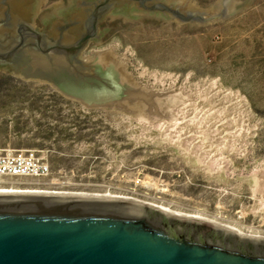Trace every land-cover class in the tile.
<instances>
[{"label":"rangeland","instance_id":"1","mask_svg":"<svg viewBox=\"0 0 264 264\" xmlns=\"http://www.w3.org/2000/svg\"><path fill=\"white\" fill-rule=\"evenodd\" d=\"M59 1L66 0H47L40 9ZM218 1L191 0L203 9ZM236 7L224 19L195 25L130 19L82 48V60L112 52L134 80L162 96L149 116L94 105L51 81L0 69V146L35 149L51 167L46 177L14 179V184L127 196L264 236V185L256 188L264 182V0H236ZM218 90L228 94L223 98ZM201 127L209 129L206 135L213 131L206 136ZM187 138L201 144L192 146L194 140ZM202 143L213 153L203 152Z\"/></svg>","mask_w":264,"mask_h":264},{"label":"water","instance_id":"2","mask_svg":"<svg viewBox=\"0 0 264 264\" xmlns=\"http://www.w3.org/2000/svg\"><path fill=\"white\" fill-rule=\"evenodd\" d=\"M46 1L24 0L23 14L15 0H0V69L146 116L162 96L134 80L112 52L82 60V48L130 19L195 25L237 9L236 0H219L210 9L191 0H66L40 9ZM73 16H81L76 39L55 23ZM52 24L51 35L39 31ZM0 264H264V240L128 199L0 194Z\"/></svg>","mask_w":264,"mask_h":264},{"label":"bare ground","instance_id":"3","mask_svg":"<svg viewBox=\"0 0 264 264\" xmlns=\"http://www.w3.org/2000/svg\"><path fill=\"white\" fill-rule=\"evenodd\" d=\"M123 60H124V58H123ZM121 62V61H120ZM143 73V72H142ZM215 81V80H214ZM213 81V82H214ZM210 82V81H209ZM212 82V81H211ZM213 84V83H212ZM214 84H215V82H214ZM207 85V84H206ZM211 86V85H210ZM219 86V85H218ZM217 85H215V87H218ZM209 89V88H208ZM211 89V88H210ZM214 89V88H213ZM212 89V90H213ZM217 89V88H216ZM220 89V88H219ZM226 90V89H225ZM206 91V90H205ZM209 91H211V90H207V92H209ZM222 91H224V90H222ZM227 92H229V90H226ZM202 92H203V90H202ZM207 92H205V94L207 95ZM214 92V91H213ZM217 92V91H216ZM225 92V91H224ZM224 92H220L219 90H218V94H220V95H223V94H226V93H224ZM231 92V91H230ZM175 93V92H174ZM216 93V94H217ZM235 93V92H234ZM213 94V93H212ZM212 94L210 95V96H212ZM217 94V95H218ZM228 94V93H227ZM226 94V95H227ZM232 94H233V92H232ZM237 94V93H236ZM206 95H204L203 97H205ZM230 95H231V93H230ZM167 96V95H166ZM173 96V95H172ZM176 96V95H175ZM187 96V95H186ZM202 96V95H201ZM209 96V95H208ZM235 96V94L233 95V97ZM214 97V96H213ZM217 97V96H216ZM220 97V96H219ZM218 97V98H219ZM225 97V95H223V98ZM228 97H231V96H228ZM186 98H188V97H186ZM206 98H207V96H206ZM236 98V97H235ZM210 99V98H209ZM212 99V98H211ZM214 99V98H213ZM221 99V98H220ZM226 99V98H225ZM231 99V98H230ZM182 100V99H181ZM201 100H204V99H201ZM219 100V99H218ZM222 100V99H221ZM221 100H219V101H221ZM224 100V99H223ZM228 100V99H227ZM238 99L236 98V101H237ZM240 100V99H239ZM238 100V101H239ZM210 101V100H209ZM209 101H208V103H209ZM211 101H213V100H211ZM217 101V100H216ZM241 101V100H240ZM175 102H178V101H174V103ZM230 102V101H229ZM232 102V101H231ZM167 103H169V102H167ZM172 103V102H171ZM179 103H180V101H179ZM189 103V102H188ZM191 103V102H190ZM189 103V104H190ZM194 103H196V102H194ZM211 103V102H210ZM215 103V102H214ZM233 103V102H232ZM236 103V102H235ZM193 104V103H192ZM191 104V105H192ZM197 104V103H196ZM213 104V103H212ZM218 104V103H217ZM229 104V103H228ZM245 104H247V103H245ZM244 104V105H245ZM173 105V104H172ZM171 105V106H172ZM176 105V104H175ZM185 105V104H184ZM183 105V106H184ZM188 105V104H187ZM199 105V104H198ZM230 106H231V104H229ZM234 105V104H233ZM197 106V105H196ZM202 106V105H201ZM201 106H198V107H201ZM205 106H208V105H205ZM204 106V107H205ZM215 105H213V107H214ZM218 106V105H217ZM220 106V105H219ZM224 106V105H223ZM170 106H168V108H169ZM174 107V106H173ZM172 107V108H173ZM179 107H181V106H179ZM188 107V106H187ZM193 107V106H192ZM195 107V106H194ZM234 107H235V105H234ZM236 107H238V106H236ZM176 108H178V107H176ZM176 108H174L173 109V111L174 110H177ZM184 108L185 107H183V110H184ZM206 108V107H205ZM221 108H222V105H221ZM225 108H227V107H225ZM239 108V107H238ZM202 109V108H201ZM208 109V108H207ZM207 109H205L206 111H207ZM216 109H218V108H216ZM220 109V108H219ZM218 109V110H219ZM170 110H172V109H170ZM181 110V109H180ZM179 110V111H180ZM186 110H188V109H186ZM198 109H196V111H197ZM202 110H204V108L202 109ZM211 110H213V109H211ZM215 110V109H214ZM217 110V111H218ZM221 110V109H220ZM219 110V111H220ZM227 110V109H226ZM234 110H236V109H234ZM201 111V110H200ZM199 111V112H200ZM209 111V113H210V110H208ZM207 111V112H208ZM232 111V110H231ZM170 112V114L172 113V111H169ZM193 112H194V110H193ZM204 112V111H203ZM226 112V111H225ZM230 112V111H229ZM190 113V112H189ZM198 113V112H197ZM212 113H213V111H212ZM240 113H241V111H240ZM240 113H238V114H240ZM243 113V112H242ZM168 114V113H167ZM173 115L175 114L174 112L172 113ZM172 114H171V116H172ZM177 114H179V113H177ZM205 114V113H204ZM203 114V115H204ZM208 114V113H207ZM215 114V113H214ZM213 114V115H214ZM220 114V113H219ZM222 114H223V112H222ZM232 114V113H231ZM233 114H235V113H233ZM244 114V113H243ZM180 115H182L183 116V113L181 114V111H180ZM194 115V114H193ZM192 115V116H193ZM196 115V114H195ZM200 115V114H199ZM199 115L197 116V117H199ZM212 115V114H211ZM226 115V114H225ZM228 115V114H227ZM242 115V114H241ZM175 116H177V115H175ZM186 116V115H185ZM201 116V115H200ZM205 116V115H204ZM204 116H203V119H204ZM207 116V115H206ZM218 116V115H217ZM221 116V115H220ZM224 116V115H223ZM237 116V115H236ZM174 117V116H173ZM173 117H171V118H173ZM184 117V116H183ZM191 117V116H190ZM190 117H189V119H190ZM229 117H231V116H229ZM155 118V117H154ZM174 118H176V117H174ZM179 118V117H178ZM193 118V117H192ZM191 118V119H192ZM202 118V117H201ZM200 118V119H201ZM209 118V117H208ZM222 119V116L221 117H219V119ZM224 118H225V116H224ZM223 118V119H224ZM228 118V117H227ZM235 118V117H234ZM234 118H232V119H234ZM238 118V117H237ZM240 118V117H239ZM160 119V118H159ZM164 119V118H163ZM185 119V118H184ZM186 119H188V118H186ZM188 119V120H189ZM210 119V118H209ZM216 119V118H215ZM231 119V118H230ZM230 119L229 120H227V121H229L230 122ZM168 120V119H167ZM167 120H165L166 122H167ZM176 120V119H175ZM174 119H173V121H175ZM187 120V121H188ZM195 120H197V118L195 119ZM206 120V119H205ZM204 120V121H205ZM238 120V119H237ZM160 121V120H159ZM172 121V120H171ZM207 121H208V119H207ZM215 121V120H214ZM219 121V120H218ZM242 121V120H241ZM158 122V121H157ZM176 122H178V121H176ZM197 122V121H196ZM195 122V123H196ZM199 122V121H198ZM202 122V121H201ZM210 122V121H209ZM221 122V121H220ZM220 122H218V123H220ZM225 122V121H224ZM240 122V121H239ZM159 123H161V121L159 122ZM170 124H174L173 122L171 123V122H169ZM200 123V122H199ZM202 123H205V122H202ZM201 123V124H202ZM215 123V122H214ZM217 123V122H216ZM217 123V124H218ZM226 123V122H225ZM228 123V122H227ZM226 123V124H227ZM163 124V123H162ZM167 124V123H166ZM165 124V126L167 127V125ZM208 124V123H207ZM210 124V123H209ZM216 124V125H217ZM233 124H234V122H233ZM238 124V123H237ZM240 124V123H239ZM155 125H157V124H155ZM177 125V124H176ZM185 125V124H184ZM195 125H197V124H195ZM221 125H222V123H221ZM224 125V124H223ZM229 125H231V124H229ZM160 126H162V125H160ZM164 126V127H165ZM188 126H189V124H188ZM201 126V125H200ZM211 126H214L215 127V125H212V123H211ZM226 126V125H225ZM235 126H236V124H235ZM244 126V125H243ZM170 127H174V126H170ZM181 127V126H180ZM196 126H194V128H195ZM205 127H206V125H205ZM202 128L201 127V130H202V133H207V131L209 132V129H206V128ZM217 127V126H216ZM223 127V126H222ZM228 127V126H227ZM233 127V126H232ZM241 127V126H240ZM176 129L178 128V127H175ZM187 128V127H186ZM208 128V127H207ZM236 128V127H235ZM237 128H239V127H237ZM242 128V127H241ZM171 129V128H170ZM175 129V130H176ZM180 129V128H179ZM188 129V128H187ZM191 129V128H190ZM212 129V128H211ZM210 129V130H211ZM243 129H244V127H243ZM165 130V129H164ZM172 130V129H171ZM181 130V129H180ZM179 130V131H180ZM184 130V129H183ZM193 130V129H192ZM218 130V129H217ZM224 130V129H223ZM226 130V129H225ZM224 130V131H225ZM229 130V129H228ZM233 130V129H232ZM235 130H237V129H235ZM246 130V129H245ZM162 131H163V129H162ZM173 131H174V129H173ZM178 131V133L177 132H174V133H177V135L180 133ZM185 131H186V129H185ZM185 131H183V132H185ZM213 130H211V132H212ZM215 131V130H214ZM164 132H168V131H164ZM210 132V133H211ZM221 132V131H220ZM229 132V131H228ZM173 133V134H174ZM190 133V132H189ZM192 133V132H191ZM199 133V132H198ZM197 133V134H198ZM201 133V132H200ZM201 133V134H202ZM210 133H208V135H206V136H209V134ZM222 133V132H221ZM236 133H238L239 134V132H237L236 131ZM172 134V135H173ZM183 134V133H182ZM196 134V133H195ZM213 134V133H212ZM212 134H211V136H212ZM226 134V133H225ZM228 134V133H227ZM244 134V133H243ZM172 135H171V137H172ZM191 135V134H190ZM224 135V134H223ZM230 135V134H229ZM188 136H189V134H188ZM187 136V137H188ZM193 136V135H192ZM214 136V135H213ZM218 136V135H217ZM221 136V135H220ZM227 136V135H226ZM234 135H232V137H233ZM237 137H238V135H236ZM171 137H170V139H171ZM176 137V136H175ZM183 137H184V135H183ZM183 137H182V140H183ZM185 137H186V135H185ZM219 137V136H218ZM223 137H225V136H223ZM230 137V136H229ZM235 137V136H234ZM168 138V137H167ZM174 138V137H173ZM179 138V137H178ZM190 138V137H189ZM189 138H187V140L189 139ZM197 138V137H196ZM199 138V137H198ZM203 138V137H202ZM220 138V137H219ZM222 138V137H221ZM225 138H227V137H225ZM180 139H181V137H180ZM179 139V140H180ZM186 139V138H185ZM192 140H194L193 141V144L191 143V142H188L189 144L191 143L192 144V146L194 145V144H196V145H200L201 144V140H196V139H193V138H191ZM191 139H189V140H191ZM206 139L208 140V137H206ZM223 139V138H222ZM230 139V138H229ZM153 140V139H152ZM176 139H173V141H175ZM211 140V138L209 139V141ZM167 141V140H166ZM171 141H172V139H171ZM186 141V140H185ZM205 141V140H204ZM209 141H207L208 143H211V142H209ZM213 141V140H212ZM183 142V141H182ZM182 142H178V143H182ZM206 142V143H207ZM177 143V142H176ZM177 143V144H178ZM206 143H202V150H204L203 152H205V150L209 147L208 145L207 146H204V144H206ZM217 143V142H216ZM225 143V142H224ZM170 144V143H169ZM179 144V147L180 146H184V145H187L186 143L184 144V145H180ZM219 145H220V143H218ZM226 144V143H225ZM176 145V144H175ZM211 145V144H210ZM213 145H215V144H213ZM212 145V146H213ZM217 145V144H216ZM215 145V146H216ZM224 145V144H223ZM229 145V144H228ZM227 145V146H228ZM230 145H231V141H230ZM188 146V145H187ZM211 146V147H212ZM222 146V145H221ZM220 146V147H221ZM226 145H224V147H225ZM232 146H234L233 144H232ZM190 147V146H189ZM195 147V146H194ZM223 147V146H222ZM229 147H231V146H229ZM229 147H228V149H229ZM181 148V147H180ZM188 148V147H187ZM187 148H185V149H187ZM190 148H192V147H190ZM200 148H201V146H200ZM206 148V149H205ZM216 148H219V146H216ZM181 149H183V148H181ZM193 149V148H192ZM195 149H197V148H195ZM214 149H215V147H214ZM184 150V149H183ZM182 150V151H183ZM190 150V149H189ZM194 150V149H193ZM198 150H199V147H198ZM197 150V151H198ZM210 150H212V149H210ZM221 150V149H220ZM207 151V150H206ZM215 151V150H214ZM184 152H185V150H184ZM189 152V151H188ZM187 152V153H188ZM190 152H192V150L190 151ZM195 152V151H194ZM202 152V151H201ZM200 152V153H201ZM202 152V153H203ZM207 152H209V151H207ZM212 152V151H211ZM211 152H209V153H211ZM216 152H217V150H216ZM183 153V152H182ZM206 153V152H205ZM213 153V152H212ZM207 154V153H206ZM217 154V153H216ZM220 154V153H219ZM224 154V153H223ZM197 154H195V156H196ZM202 155V154H201ZM208 155V154H207ZM198 156V155H197ZM202 156H204V155H202ZM201 156V157H202ZM210 156V155H209ZM217 156V155H216ZM206 156H204V158H205ZM200 157H198V159H199ZM209 158V160H210V157H208ZM186 159V158H185ZM212 159V158H211ZM218 159H219V157H218ZM201 160V159H200ZM206 160V159H205ZM204 160V161H205ZM213 160H214V158H213ZM202 161V160H201ZM207 161V160H206ZM203 162V161H202ZM201 162V163H202ZM209 162V161H208ZM231 162V161H230ZM213 163H215V162H213ZM211 164H212V162H211ZM206 168H208L207 166H205ZM209 168H210V166H209ZM211 169V168H210ZM213 171V170H212ZM255 177V176H254ZM264 178V176H262L261 177V179H263ZM259 179V178H258ZM260 180V179H259ZM255 181H257V180H255ZM261 181V182H260ZM259 182H258V186L256 187V188H258V187H261L262 185H264L263 183L264 182H262V180H260ZM256 184V183H255ZM254 190H256V189H254ZM256 191H258V190H256ZM264 191V190H263ZM262 191V193H264ZM0 194H66V195H91V196H106V197H116V198H122V199H128V200H133V201H137V202H140V203H144V202H141V201H139V200H137V199H135V198H131V197H127V196H121V195H113V194H111V193H106V194H104V195H98V194H95V193H69V192H64V191H56V190H50V189H48V190H45V189H31V188H18V186H12V187H1L0 186ZM263 195V194H262ZM144 204H146V203H144ZM150 206H153V207H156V208H158V209H161V210H163V211H165V212H168V213H171V214H173V215H177V216H181V217H186V218H191V219H196V220H200V221H203V222H207V223H210V224H213V225H216V226H219V227H223V228H226V229H229V230H232V231H234V232H236L237 234H239L240 236H244V237H251V238H257V239H263L264 240V236H262V235H260V234H255V233H252V231L249 233V232H244L243 230H240L238 227L236 228V227H232V226H229V225H226V224H221L220 222H217V221H213V220H209V219H207V218H204L203 216H201V215H191V214H187V213H182V212H176V211H173V210H171L170 208H163V207H161V206H158V205H156V204H150ZM243 213V212H242Z\"/></svg>","mask_w":264,"mask_h":264},{"label":"built area","instance_id":"4","mask_svg":"<svg viewBox=\"0 0 264 264\" xmlns=\"http://www.w3.org/2000/svg\"><path fill=\"white\" fill-rule=\"evenodd\" d=\"M50 173V165L42 160L37 150L0 146L1 187L16 186L15 180L20 178H41Z\"/></svg>","mask_w":264,"mask_h":264},{"label":"flooded vegetation","instance_id":"5","mask_svg":"<svg viewBox=\"0 0 264 264\" xmlns=\"http://www.w3.org/2000/svg\"><path fill=\"white\" fill-rule=\"evenodd\" d=\"M87 3H92V2H87ZM15 7L17 9V11L22 12L24 14L25 10L27 9V4L24 2V0H15ZM90 5H88L86 8H84V10H87L88 12H90L91 8H89ZM82 14V12H81ZM81 16H73L68 20H64V21H57L55 23H57L58 27H61L63 30H66L67 34L72 36V38L76 39L77 37H79V30L76 27L77 22H79L78 20L80 19ZM100 19V18H99ZM25 20V19H22ZM28 23H30V21L25 20ZM99 22V20H98ZM53 25L52 24L49 28H44L43 30H39L43 33L49 34L51 35L53 33ZM81 25V23H80Z\"/></svg>","mask_w":264,"mask_h":264}]
</instances>
